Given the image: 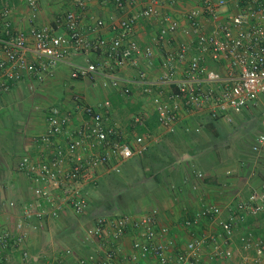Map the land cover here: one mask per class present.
I'll return each instance as SVG.
<instances>
[{"label": "built area", "instance_id": "1", "mask_svg": "<svg viewBox=\"0 0 264 264\" xmlns=\"http://www.w3.org/2000/svg\"><path fill=\"white\" fill-rule=\"evenodd\" d=\"M19 1L30 11L28 30L14 27L10 7L0 9V94L27 79L44 82L58 65L67 62L71 51L88 56L84 64L71 65V79L92 81L102 75L103 88L122 84L125 98L132 94L128 82L106 73V69L114 70L112 64L137 67L139 58L150 69L159 64L154 79L138 70V82L151 96L159 134L138 133L148 128V113L143 110L133 115L132 133L112 123L109 99L102 104L103 110L90 105L78 109L79 121L75 120L76 111L58 104L47 109L44 130L33 141L40 154L26 153L18 164L30 184L32 198L19 207L14 229H0V258L15 253L20 264H27L33 259L26 247L31 232H38L42 223L58 219L65 211L77 217L84 215L90 206L87 187L96 185L105 174L120 173L122 163L146 155L163 135L176 133L186 115L205 112L212 120L232 123L235 115L256 106L264 95V0H237V12L229 23L220 20L227 0H167L173 6L199 4L177 15H162L161 0H147L139 13L119 20L111 18L108 27L113 36L94 38L84 36L80 29L79 11L91 0H72L74 9L42 25L36 22L41 0ZM112 1L123 9L143 0ZM203 17L211 23L210 30L205 29ZM151 19L161 23L153 43L142 47L134 38L136 25ZM106 25L99 20L93 32ZM180 33L184 38L179 39ZM95 53L102 54L104 60L90 59ZM251 149L255 154L263 151L264 132ZM196 176L202 179L204 175L197 172ZM9 206L17 208L14 202ZM263 215L264 183L230 207L225 216L220 207L209 205L185 218L182 228L199 234L178 251L157 208L100 216L86 230V239L96 244L97 253L78 257L74 249L65 248L57 261L76 257L77 264H201L209 251L213 260L227 264H264V236L245 227L250 219ZM204 224L220 231L201 232ZM127 236H132L130 254L121 248ZM235 240L238 246H234Z\"/></svg>", "mask_w": 264, "mask_h": 264}, {"label": "crops", "instance_id": "2", "mask_svg": "<svg viewBox=\"0 0 264 264\" xmlns=\"http://www.w3.org/2000/svg\"><path fill=\"white\" fill-rule=\"evenodd\" d=\"M146 3L147 0H143L136 5H126L123 9H119L112 0H91L85 10H78L81 16L80 29L86 37H111L113 33L108 25L112 17L115 20H119L137 14ZM238 4L239 2L237 0H227L226 7L222 9L220 20L229 23L232 16L237 12ZM5 6L10 7L12 10L14 27L21 30H28L30 27V11L26 4L19 0L0 1V8ZM192 6H199V4L195 2H182L173 6L167 0H161L160 11L162 15H177ZM72 9H74L72 0H41L39 17L36 21L37 25L53 23L58 16H62L67 10ZM99 20L105 21L107 25L95 33L93 29ZM201 21L205 29L210 30L211 23L205 17ZM160 23L161 21L159 19L140 20L136 25L134 38L142 47L151 45ZM184 24L182 23L183 27ZM59 33H63V30H59ZM181 38H184L182 33L179 34V39ZM87 58L88 56L86 55L76 54L71 51L67 62L58 65L54 69L52 76L44 82L27 79L12 85L9 92L22 90L26 86L39 89V91H35L32 94L30 104L24 103L23 106L21 104V107L15 106L9 110L11 119L9 120L8 126H5L6 121L5 123L2 121V116H4L5 111L0 102V229H14L15 223L20 217L19 207L25 201H29L32 198L30 184L19 171L18 164L20 158L26 153L33 156L40 154L39 148H37L33 141L35 136L44 130L46 112L52 105L58 104L66 110L76 111L75 120L79 121L81 113L77 112L78 109L81 110L85 106L90 105L96 109L103 110L102 104L106 99H109L112 102V110L109 115L110 121L120 125L125 132H133V115L136 111L143 110L148 113L147 124H156L153 132L161 133L156 123L155 113L150 105L151 96L145 93L144 87L138 82L139 69L146 71L149 77L154 79L158 75L159 64L157 63L155 68L150 69L147 67L144 59L139 58L137 67L131 64L120 66L112 64L115 67L114 70L107 68L106 73H113L128 82L132 94L130 97L125 98L121 94L122 84L119 87L103 88L102 84L105 78L102 75L97 76L92 81L89 79L74 80L70 78L71 65L84 64ZM89 58L96 61L104 60V56L99 53L92 54ZM34 83L37 84V87H34ZM152 92H155V90ZM4 94H0L1 100L5 96ZM251 108L244 110L239 115H235L233 120L237 121L248 118V112ZM19 116H22L24 120H20ZM210 121L212 119L205 112L186 115L176 133L163 135L158 144L151 148L152 150L157 148L152 157L155 162V168L163 165L165 170L163 171L161 179L158 182L155 180L156 186H145L144 203L146 204L152 201L151 206L154 205L160 211L161 223L170 229L169 238L173 239L177 244V251L179 249L182 250L186 242L195 236V234H199L198 232L195 233L182 228L181 224L185 218L191 217L204 206L209 205L220 207L223 211V216H225L230 207H233L236 202L248 197L253 190L259 189L264 183V180L261 179V183L251 187L247 193H244L249 182L248 178H240V176L232 175L233 167L227 165V158L220 157V152L222 154V151L219 150L218 146H216L218 153L215 150L216 154L213 153L215 161H213V166H209L208 172L203 174L199 169L194 168L195 162L199 160L198 156L208 152V144H212L214 147V142L221 137V125L226 128L227 124H229L222 120H216L212 122L214 125H210ZM9 127H12V131L16 133L15 143L13 145L7 142L5 136L6 128L8 129ZM260 127L263 129L261 132L263 133L264 122ZM151 151L148 152V157ZM159 153L163 154L164 159L159 162V166H156L155 159L157 155L160 158ZM255 155L264 164V149L260 154ZM148 160L149 162L151 161L150 157ZM240 164H246L243 157L240 159ZM197 172H201L204 175L202 179L197 178ZM154 177L149 174V179L145 178L144 182ZM11 202H14L17 208L11 209L9 206ZM147 205L149 206L150 204ZM135 208L137 207L132 208L128 212L131 214L143 212L141 211L142 208ZM112 213L115 214L111 212L108 215H113ZM97 217H100V215H95L94 217L90 209L81 217L73 215L70 211H65L58 219L49 223H42V227L39 228L38 232H31L29 234L26 247L32 254L33 259L27 264H77L76 257L65 259L62 263L57 261L58 259H62L60 255L61 250L69 248L66 246L67 244L58 241L57 238L52 239V250L50 249L48 252L44 250L36 252L35 247H33V244L39 239V233L50 230L51 224L65 222L66 225H69L72 218L78 222L75 225V231L79 235L78 241H80L81 245L80 249H75L77 252L76 255L79 257V255L96 254V244L92 241H87L86 230ZM83 220H86L84 222H86L87 226L81 224ZM245 227L252 229L258 236H264V215L256 220L250 219ZM200 230L201 232L208 230L220 231L218 228L209 224H204ZM234 246H238L237 240L234 241ZM83 247L86 248V251H83ZM121 248L126 254L132 252V236H127L123 240ZM1 262L5 264H20V258L18 254H9L7 257H1ZM219 263L227 264L224 260H213L209 251L205 252L201 262V264ZM146 264L156 263L151 261Z\"/></svg>", "mask_w": 264, "mask_h": 264}, {"label": "rangeland", "instance_id": "3", "mask_svg": "<svg viewBox=\"0 0 264 264\" xmlns=\"http://www.w3.org/2000/svg\"><path fill=\"white\" fill-rule=\"evenodd\" d=\"M2 1V0H0ZM1 9V8H0ZM34 87H37V84H33ZM35 91L39 89L29 88L28 86L24 87L22 90H16L12 92L5 93L3 99L0 101L4 108V116L2 118L4 121L9 123L11 116L9 115V110L13 107H21L24 103L30 104L31 96ZM248 118L243 120H237L232 123L227 124L226 128L220 127L221 137L214 142V147L212 144H208L209 150L206 154L198 156V159L195 162V167L199 169L203 174L209 171V166H213V161H215L214 154L218 153L216 146H218L220 152V157L227 158L228 164L233 167L232 175L240 176V178H248V185L244 190V193H247L251 187L261 183V179L264 180V164L263 162L252 152V144L255 141L257 135L263 131L260 125H263L264 122V95H261L256 101V106L252 107L248 112ZM20 120H24L22 116H19ZM247 119V120H245ZM7 124H5L6 126ZM13 135V134H12ZM16 136V134H15ZM14 137V135H13ZM221 148V149H220ZM150 149V159L146 160L145 158L134 157L127 162H124L120 165V173H109L100 177L94 186L87 187V193L89 194V209L91 212L101 210L104 207L106 200L113 201L116 200L120 195L124 197V208L115 207L114 213L121 214L122 212L127 213L132 208H142L141 211L155 208L154 205L151 206V202L144 203V191L145 186H156V179L153 178L149 181H145V178L149 179V174L153 170V176L161 179L163 171L165 168H155L154 161L152 159L153 153L156 150ZM204 149V148H203ZM216 153H215V151ZM158 155L155 159L156 166L160 165L159 162L163 160V154ZM245 159L246 164L241 165L240 159ZM206 163V164H205ZM208 164V165H207ZM152 165V166H151ZM167 167V165H165ZM226 166V165H224ZM134 190V191H133ZM132 191L134 193H132ZM136 193V194H135ZM135 194V196L133 195ZM133 195V196H132ZM103 204H99V203ZM99 204V205H98ZM147 204H150L149 206ZM113 207V208H114ZM135 208V209H137ZM105 210V209H103ZM101 210L102 213L104 211ZM135 213V212H133ZM113 214V213H112ZM86 220L81 221L83 226L86 225ZM77 220L72 218L69 225L66 223H53L51 224V229L46 232L39 233V239L36 243L33 244L35 251L39 252L44 250L48 252L52 250V239L57 238L58 241L67 244L66 246L72 249H80V241H78V233L75 231ZM91 223V222H90ZM87 226V225H86ZM82 249V248H81ZM83 251H86V248L83 247ZM220 264V263H219Z\"/></svg>", "mask_w": 264, "mask_h": 264}, {"label": "trees", "instance_id": "4", "mask_svg": "<svg viewBox=\"0 0 264 264\" xmlns=\"http://www.w3.org/2000/svg\"><path fill=\"white\" fill-rule=\"evenodd\" d=\"M93 61H96V60H93ZM212 68H215V67H212ZM0 100H1V96H0ZM2 121H3V123H5L4 119H2ZM213 121H216V120L210 121L211 122L210 125H214L212 123ZM6 124H7V126L9 125L7 122H6ZM147 127H148L147 129H139V134H145L147 131L153 132V130L156 128V124H154V123L147 124ZM12 129H13L12 127L11 128L9 127L8 129L6 128V133H5V136L7 138V142H9L10 145H13L15 143V138H16V136H15L16 133H15V131H12ZM12 134L14 135V137H13ZM147 155H148V153L146 155H144L142 158H145L146 160H148L149 157ZM160 166H161V168H163V165H160ZM152 172H153V170L151 171L150 174L153 176ZM154 178L157 180V182L159 181V178L158 177L155 176ZM133 191H132V193H134ZM135 194H133V195L135 196ZM124 199L125 198L120 195L119 197H117L116 200H113V201L106 200L105 202H103V203H105L104 207L101 208V210L105 209V210H103L104 213L100 214L102 212L101 210H99V211L95 210V211L92 212L93 216L95 217V215H97V216H99V215L100 216L108 215L109 213H111L112 211H114L115 207L124 208L125 207L124 204L127 203V202H124L123 201ZM103 203L101 202L99 204L101 205ZM114 205H117V206L114 207ZM132 212H134V211H132ZM126 214H131V213H129V212H127V213L122 212L121 214H118V215H126Z\"/></svg>", "mask_w": 264, "mask_h": 264}]
</instances>
